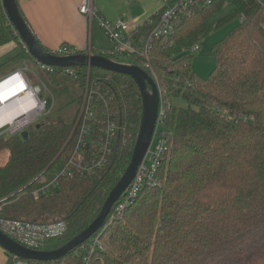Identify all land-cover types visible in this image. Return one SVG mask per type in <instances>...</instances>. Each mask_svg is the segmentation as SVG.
Returning <instances> with one entry per match:
<instances>
[{"label": "trees", "instance_id": "16d2710c", "mask_svg": "<svg viewBox=\"0 0 264 264\" xmlns=\"http://www.w3.org/2000/svg\"><path fill=\"white\" fill-rule=\"evenodd\" d=\"M224 1L195 7L168 37L150 46L149 61L166 105L164 127L171 133L158 174L161 186L143 187L119 219H111L115 202L94 235L44 264H83L82 245L97 236H105V248L96 250L88 264H264V0H227L230 9L217 26L237 17L239 23L214 44V66L206 78L192 69L191 47L210 32L207 19ZM151 27L138 26L134 34L148 35ZM11 40L21 52L10 59L14 65L9 71L36 62L0 0V44ZM40 45L58 55L88 52L66 43L61 51ZM91 52L136 64L154 77L137 56L128 58L112 47ZM50 67L43 68L48 84L65 91L74 83L82 90L80 105L87 77L100 81L107 100L99 106L100 114L117 123L118 140L109 163L97 174L69 176L60 171L74 147L72 129L80 106L72 122L56 116L31 126L27 139L18 134L0 137V151L10 152L7 163L0 165L2 214L67 223L66 232L49 239L45 250L62 246L98 215L130 162L142 113L139 89L129 75L76 66L77 76L70 77L62 67ZM175 97L186 106L174 105ZM57 174V186L34 197L40 185L36 177L49 180ZM7 254L13 264L14 255Z\"/></svg>", "mask_w": 264, "mask_h": 264}, {"label": "built area", "instance_id": "2783aa9c", "mask_svg": "<svg viewBox=\"0 0 264 264\" xmlns=\"http://www.w3.org/2000/svg\"><path fill=\"white\" fill-rule=\"evenodd\" d=\"M212 1L163 0V7L144 22V24L152 25L149 34L145 36L135 35L134 31L139 25H130L122 18L112 20L99 15L97 21L112 42V52L124 54L128 58L137 56L153 74L149 61V50L153 41L168 37L183 15L190 14L195 7L210 4ZM79 11L87 15L89 19L96 17L93 0H81ZM262 27L264 29V21ZM198 49V44L191 47L192 51ZM57 50L61 51L62 48L59 47ZM37 65L41 69H51L50 66L39 62ZM77 69L73 66L62 67V73L66 74L64 76L76 77ZM153 76L156 81V76L154 74ZM41 87L46 88V84L27 65L17 67L0 76V137L20 135L22 131H28L34 121L46 111V100L39 97ZM102 103L106 106L107 100L100 81H90L87 77L79 114L73 129L74 147L60 174L94 175L109 163L111 154L116 150L118 125L109 115L100 114L99 106ZM165 107L160 92L158 115L150 145L133 179L116 201L111 219H119L143 187L161 186L158 174L165 160L171 135L170 131L164 127ZM58 176L59 174L47 180L44 175H38L36 178L40 185L33 190L34 197L51 192L57 186ZM0 229L26 247L42 249L49 239L62 236L66 232L67 223L64 220L33 222L7 218L2 214V204H0ZM98 249H103L99 236L82 245L83 264H88L91 255ZM13 264L44 263L14 256Z\"/></svg>", "mask_w": 264, "mask_h": 264}, {"label": "water", "instance_id": "95a60500", "mask_svg": "<svg viewBox=\"0 0 264 264\" xmlns=\"http://www.w3.org/2000/svg\"><path fill=\"white\" fill-rule=\"evenodd\" d=\"M1 3L20 40L25 44L27 51L34 57L36 62L56 67H98L108 71L127 74L134 80L140 92L142 113L130 162L117 183L110 189L98 215L87 227L62 246L52 250L26 247L0 229V245L10 254L25 260L42 262L57 260L84 243L105 224L114 203L120 198L123 191L133 179L153 136L160 104V90L153 77L136 64L118 62L91 52L58 55L44 50L23 20L16 1L1 0ZM20 136L23 139H27L28 131H22ZM95 183L96 181H94Z\"/></svg>", "mask_w": 264, "mask_h": 264}, {"label": "crops", "instance_id": "0c3cea01", "mask_svg": "<svg viewBox=\"0 0 264 264\" xmlns=\"http://www.w3.org/2000/svg\"><path fill=\"white\" fill-rule=\"evenodd\" d=\"M16 1L31 30L44 47L57 50L66 43L78 51L88 52H91V48L109 50L112 46L99 26L97 16L112 20L122 18L130 25L142 26L163 7V0H93L97 8L96 18L89 19L79 11L81 0ZM20 52L21 46L15 40L0 44V76L10 70L14 65L10 59ZM8 154V149L0 152V165L7 163ZM7 252L0 245V264H8Z\"/></svg>", "mask_w": 264, "mask_h": 264}, {"label": "rangeland", "instance_id": "374dc122", "mask_svg": "<svg viewBox=\"0 0 264 264\" xmlns=\"http://www.w3.org/2000/svg\"><path fill=\"white\" fill-rule=\"evenodd\" d=\"M229 9L230 3L226 0L222 3V6L218 10L213 12L208 17L207 23L212 26V28L210 32L198 42L199 49L195 50L193 53L192 69L201 78H206L214 66V44L224 38L226 34L240 21V18L237 17L217 26L218 21L228 13ZM25 65L26 64H24V66ZM29 69L34 71L46 84V88L41 87V91L39 93V97L46 100V111L34 121L33 125L39 123L44 119H52L56 116H62L65 120L72 122L80 106V103H78V99L82 93V90L74 83H69L68 90L57 91L48 84V81L46 80L44 75V70L37 65V62H31ZM172 103L181 107L186 106V101L178 97L173 98ZM160 180L162 183L161 178ZM104 237L105 236H102L100 238L103 248H105Z\"/></svg>", "mask_w": 264, "mask_h": 264}, {"label": "bare ground", "instance_id": "6f19581e", "mask_svg": "<svg viewBox=\"0 0 264 264\" xmlns=\"http://www.w3.org/2000/svg\"><path fill=\"white\" fill-rule=\"evenodd\" d=\"M208 5V4H207ZM97 9V8H96ZM81 13V12H80ZM82 14V13H81ZM98 15V14H97ZM104 17V16H103ZM88 18V17H87ZM96 18V17H95ZM109 19V18H108ZM93 21V20H92Z\"/></svg>", "mask_w": 264, "mask_h": 264}]
</instances>
